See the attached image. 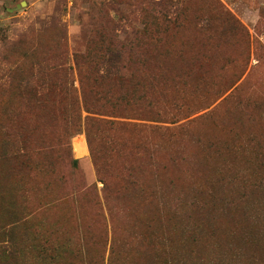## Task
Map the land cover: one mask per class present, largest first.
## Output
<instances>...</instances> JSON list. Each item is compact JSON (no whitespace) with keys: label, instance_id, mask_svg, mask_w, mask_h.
<instances>
[{"label":"rangeland","instance_id":"obj_1","mask_svg":"<svg viewBox=\"0 0 264 264\" xmlns=\"http://www.w3.org/2000/svg\"><path fill=\"white\" fill-rule=\"evenodd\" d=\"M0 264H264V0H0Z\"/></svg>","mask_w":264,"mask_h":264},{"label":"trees","instance_id":"obj_2","mask_svg":"<svg viewBox=\"0 0 264 264\" xmlns=\"http://www.w3.org/2000/svg\"><path fill=\"white\" fill-rule=\"evenodd\" d=\"M105 52H110L109 59L107 61H104V59L99 58V62L97 63L96 60L94 63L90 66V72L87 74L86 72L82 73L81 77V84H82V97L85 109L87 112L91 115H100L105 116L104 114H100L99 111H97V98L100 95L97 93L96 85H101L103 82L109 80L110 78L117 77L119 79H122L126 77L128 74L126 67V60L129 58L132 53V48L127 46H120L119 49L116 50V52H113V50L110 47H106ZM128 57V58H127ZM81 59V57H80ZM80 59L78 57L77 65L79 67L82 66V63L80 62ZM89 77L92 80V85L89 86L87 84ZM77 106L76 100H74V106ZM126 115H120V116H113L115 118H125V119H133L132 117L128 118L125 117ZM106 121L104 119L100 118H88L86 120V126L87 129L89 127L93 128V125L96 124H104Z\"/></svg>","mask_w":264,"mask_h":264},{"label":"bare ground","instance_id":"obj_3","mask_svg":"<svg viewBox=\"0 0 264 264\" xmlns=\"http://www.w3.org/2000/svg\"><path fill=\"white\" fill-rule=\"evenodd\" d=\"M76 148L79 152L86 153V147L83 140L76 142Z\"/></svg>","mask_w":264,"mask_h":264}]
</instances>
